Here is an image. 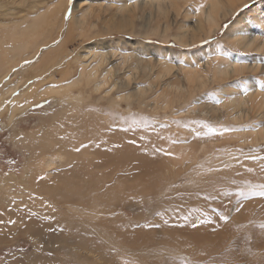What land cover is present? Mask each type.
I'll return each instance as SVG.
<instances>
[{
  "label": "rangeland",
  "instance_id": "obj_1",
  "mask_svg": "<svg viewBox=\"0 0 264 264\" xmlns=\"http://www.w3.org/2000/svg\"><path fill=\"white\" fill-rule=\"evenodd\" d=\"M86 1L71 0V3H69L70 6H68L66 15L69 17V13L71 14L73 11L72 24H67L64 27L61 25V19L59 17L56 18V16L53 19V22L54 20L56 21L55 24H52L53 22L49 24L43 23L45 24L43 29L48 32V35L55 33L53 34L55 36L56 32L59 31L64 33L68 25L71 33L65 34L64 37L62 35L58 36L62 37V39L57 41L60 42L62 40V43L60 45L58 43V46L54 48L53 54L43 58L40 61V65L45 64L43 68H49L51 65L54 71L49 70V73H53L56 69L61 68L59 67L60 63H57L63 59V55H65L64 49L68 51L74 49L73 54L69 58L72 59V62H70L71 66L69 65L68 70L72 75L76 76L79 73V64L83 63L86 65L87 71L96 66L100 74L106 75L103 80H108L109 82L100 89L94 88L93 86H96V82H98V78L94 77L89 85H87V79L80 86L75 87V89L72 88V93L76 97L74 102L80 106L71 108L70 111L76 112V116L70 118H68V113L60 114L59 107H61L62 103L58 100L61 96L44 98L33 102L32 105L21 110L14 117L13 121L8 116L9 108L5 112L0 113V176L22 175V170L26 165L29 166L30 164V168L32 165L34 166V159L36 158L34 154L44 150L43 144L45 143H42V140L43 142L53 141L50 139L53 135L50 132H55L61 139L65 138L66 134L67 136L81 135V133L75 132L73 128L75 125H78L76 122L79 118L81 119L82 115L88 117L83 124H79L78 126L84 128L85 132L89 133L88 131L92 130L89 129L92 123L96 129L98 128L103 132L113 129L122 137L121 139L124 142L119 140V142L122 141L121 143L129 144V142H133L135 129H143L145 132L139 134L142 138L138 139V144L140 145L142 142V145L138 151H142L147 159L152 158L154 152H159L162 158L160 166L151 168L148 165L142 166L139 160L138 162H134L136 159L142 157H133L130 165H126L129 157H121L119 161V157L114 156L112 165L104 164V166L95 171L93 176L95 179L97 175L100 177L108 171L107 175L110 177L107 178L105 184L109 187L116 186L117 192L115 194L112 193V197L110 198L105 196L96 198L93 203V200L90 201V197L92 198L90 196L88 198V202H90L88 205L92 203V205L96 206V201H98L97 206L96 208L86 206V210H89L86 213L83 212V219L88 224L91 225L93 223L97 225L90 226L94 228H80V230H76V228L79 229V226L75 224L77 221L72 219L75 225V227H72V231L81 233L83 243L89 244L92 241L94 245L98 243L97 246H101L97 250V253L94 254L99 260L97 263H107L108 257L103 249L105 248L103 245H106L108 250L112 249L113 256L110 257L115 259H110L108 264H170L171 260L177 261L178 264H264V239H261V235L264 238V196L259 194L261 191L259 185H264V161L260 162L259 166L261 169L259 170H257L258 164L253 163L244 169H235L230 173L226 171L215 173V177L209 180L207 179V175L210 173L206 164L208 160L200 168H194L195 165L189 161L190 157L186 158V160H181L183 161L182 163H179V161L175 162L174 155L168 154L172 151L167 148L168 142H171L175 146L190 147L195 142L194 138L197 137L196 135L205 136L195 128L197 127L196 122H208L207 119L203 118L202 114L214 112L218 116L224 117L227 114L226 112L233 106V102L231 101L233 94L231 91L226 90L230 87L225 86L224 91L222 89L223 86L210 82L207 85L197 86V89H193V86L184 78L187 71L186 67L189 68L192 61L211 59L215 54H221L222 58H232L234 51L224 44L223 40L227 28L238 16H241V18L251 25L249 31L263 34L264 30L256 27L254 12L246 11L252 7L255 10L262 9L264 11V0H250L236 11L234 17L227 19L222 28L214 35L188 48L173 40L167 44L156 34L146 35V32L151 33L154 31L150 29V25H142L141 23L143 21L144 23L152 24V21L158 20L164 24H175L172 18L174 14L173 10L178 7H184L188 3L187 7L195 9L198 6L195 5V0H159L162 6L159 11L157 10V1H153L148 5L141 3L137 4V7L132 6L129 9L134 13L135 22L132 29H122L123 31L119 30L121 24H115L111 19L116 17L114 14H116L117 8L124 1L131 3L134 0H88L87 3L89 4H86ZM201 1L200 3L204 2L203 0ZM56 3H58L56 12L58 13L59 10L63 12L64 5L66 4L64 0H0V39L3 38V35L5 37L6 33H10L8 30L11 31L14 27L16 28L19 21L32 20L31 18H34L35 15L40 12L44 14L51 5ZM171 5L172 7H170ZM86 8L88 9V13L81 19L80 17L82 16L80 15H83V10ZM48 12L50 13L49 10ZM107 12L111 14L109 15ZM125 12L126 10L123 11V13ZM150 14H152V17H149ZM119 17L120 15H118ZM106 20H108L107 23ZM172 27L170 31L174 32V26ZM66 36L67 39L65 40ZM135 42H140L142 45H134ZM7 45H10V43L5 44L6 47ZM131 46L133 47L131 48ZM51 47H46V49L49 50ZM186 54L189 58L184 56ZM47 59L50 63L47 62ZM188 59L191 60V63ZM74 60L81 62L77 63ZM98 60H102L103 63L98 64ZM34 61L36 62V57L29 60L32 63ZM212 61L215 62V60ZM76 63L79 65L78 67ZM41 66H39V69L30 68L24 73L25 84L21 83V87L19 85L18 92L26 88L28 83L32 82L31 79H36L32 82L34 84L41 83V79L39 78L42 75L40 73V75L36 74L42 70ZM250 74L249 76L243 77L240 75L241 77H239L234 73L232 74L234 76H231V80L226 82L228 85H240V87L234 90L238 93L235 97H240L242 93L244 94L245 89H247L248 94L249 89L255 87V81L258 80V77L262 76L260 70L256 73V76L252 73ZM125 77L130 79L131 83H137L141 90L133 91L129 87H122L117 90L113 89L109 94H106L108 88H110L109 85L113 81L121 80ZM14 78L11 80L13 83L17 81V77ZM99 78L101 79V76ZM1 82L0 87L1 84L3 85ZM168 82L173 87L170 86L168 89L169 85L166 84ZM48 83L50 81H47ZM47 84L45 82L43 86ZM258 87L260 88L261 85H258ZM2 91L4 90L0 88V96L4 93ZM115 94L129 96L127 99H121L120 109L114 104ZM4 99V101L2 100L3 102L0 101V107L10 106V96H4ZM108 100H112L111 104H109ZM5 101L7 102L5 103ZM139 101L144 102L143 106H141ZM242 101H244V105L242 106L249 108V99H242ZM21 103L23 102L21 101ZM129 103L132 104L131 110L127 108ZM121 109H126L125 114H127V118L121 116ZM54 111L59 112L54 113ZM42 112L46 115H43ZM116 112H119V117L116 116ZM88 118L90 119L88 120ZM107 119L110 120L109 124L106 122ZM63 123L70 127L64 125L65 132L59 134L55 130L62 126ZM209 124L211 127L215 126V124ZM230 124L231 122L225 128L229 131V135H234L236 134L235 128L239 127ZM127 126L128 128L126 129ZM129 126L133 129L130 130ZM222 126L224 127V125ZM247 126L251 128L252 124L248 123ZM86 127L88 128L86 129ZM117 129H119V132ZM124 129L128 131L121 133ZM22 137H24V141ZM235 141H231L230 148L232 149L230 151H223L217 147V150L211 153L214 156H208V158L214 161L216 155L218 156L219 154L229 162L231 159H237L236 156L238 155L234 154L238 148L234 144ZM147 142L148 145L150 143L148 147L145 145ZM87 143H89V139L83 140L81 145ZM145 147L147 148L145 149ZM253 147L257 148L256 146L246 145L241 146V149L248 152L257 150ZM177 151L181 152L182 150ZM260 152L264 154V149ZM43 156L45 158L42 157L41 159L46 160L47 156ZM96 158V153H92L86 160L82 158V161L84 164H90ZM72 163H66L58 167L56 164L52 168H44V174H48L50 170L58 171L59 168L60 170L68 171L67 168L73 167ZM230 164L234 163L230 162ZM86 167L84 165V168ZM52 174L45 177L52 179L56 175ZM76 174L80 175L79 173ZM70 179L71 176L69 174L67 180L70 181ZM57 184H60V182L57 181ZM81 184L85 188L91 186L90 190L87 188V192L91 191L90 195L96 194L95 182L88 172L84 173ZM100 190H104L102 186ZM83 206L85 204H82L81 207L84 208ZM237 208L240 210L236 211L235 209ZM90 209L91 211L100 209L96 215H98V212L101 215H98V218L96 216L93 220L91 216H88ZM222 214L228 216L227 221L220 218ZM178 217H187L186 220L190 218L196 219L199 223L206 222L205 227L210 228L209 234L205 238L198 239L179 234L172 228L179 222L177 220ZM171 222H173V226H171ZM60 224L63 225V223ZM83 235L85 236V241L82 239ZM32 238L34 237L29 234L17 235V239L12 243L0 244V264H6L19 258L17 261L22 262L23 257H30L32 253L42 259L39 261V264H94L92 263V257L86 259L90 263L78 259L76 253H80L82 250L75 249L73 251L74 246H72L73 248L70 245L65 246L70 250L72 248L73 254L70 255L67 251L62 250V248L58 250L56 246L36 248ZM77 239H79L77 236L73 237L74 243ZM83 249L86 250V247ZM49 255L51 259L48 262L43 260L44 256Z\"/></svg>",
  "mask_w": 264,
  "mask_h": 264
},
{
  "label": "bare ground",
  "instance_id": "obj_2",
  "mask_svg": "<svg viewBox=\"0 0 264 264\" xmlns=\"http://www.w3.org/2000/svg\"><path fill=\"white\" fill-rule=\"evenodd\" d=\"M64 1L66 2V4L64 5L63 12H60V10L58 13L56 12L58 9V3L51 5V7L48 8L50 13L47 10L45 11L44 14H41L42 12H40L39 14L35 15L34 18H31L32 20L27 19L25 21H19V23H17L16 28L14 27L13 30L10 29L11 31L8 30V32L10 33L9 34L6 33L5 37L3 35V38L0 39V59H1L0 65L2 64L0 66V81H2L1 83H3V85L1 84L0 88L4 90L2 91V93L3 92L4 93L0 96V101L3 102L5 100L4 96L6 97L10 96V100H11L9 104L10 106L0 107V113L5 112V110L9 108L8 116L9 119H11L12 121L14 117L21 110L32 105L33 102L39 101L40 99H44V98L45 99L55 98L59 96H61V98H59L58 101H61L62 103L61 107H59L60 114L68 113L69 115L68 118L76 116L75 115L76 112H72L70 110L72 107L74 106L78 107L80 105L74 102L75 101L74 99L76 97L72 93V88L75 89V87L80 86L87 79H88L87 85H89L94 77L98 78V82H96V86H93L94 88L100 89L103 85L109 82L108 80H103L105 79L106 75H104L103 73L100 74L99 71H97L96 66H93L92 69L87 71L86 65H84L83 63L79 64L80 70L77 68L79 70V73L78 74L75 73L76 76L72 75V73L69 72L68 70H69V65L71 66L70 62H72V59L69 58L71 54H73L74 49L70 51L64 49L65 55H63L64 56L63 59L57 63V64L60 63L59 67L61 68H59L58 70L55 68L56 71L53 73H49V70L51 71L53 70L51 68L52 67L51 65L49 68L48 67L43 68L45 67L44 66L45 64L42 66L40 65V61L43 58H46L49 55L53 54L54 48H56L58 45L62 43L61 42L62 40L60 42L57 41L62 39V37H58V36L62 35L64 37L65 34L71 33L69 25L68 27H66L64 33H62V31H59L56 32L55 36H53V34L55 33H52V35H48L47 34L48 32L43 29L45 25L43 23H47V24L52 23L53 19H55L54 16H56V18L59 17L61 19V23H62L61 25L64 27L67 24H72L71 22L74 13L72 11L69 17L66 15L68 6L70 5H69V0H64ZM87 1L85 3L89 4L87 3ZM153 1H157L156 3L158 6L157 5L156 6H157V10L159 11L162 7L160 5L159 0H134L131 3L129 1H124L122 5L117 8V12L116 14H114L116 15V17L111 19V21L114 22L115 24L118 23L121 24L119 30L122 29L129 30L130 28L132 29V26L135 22V18H134L135 16L132 10L130 11L129 8H131L132 6L137 7V4H141V3H143V5L145 4L148 5ZM200 1L195 0V5H198L195 9L187 7L189 4L188 3L184 7H178L175 10H173L174 14L172 18L175 24H168V23L164 24L158 20L152 21L153 22L152 24L151 23L147 24V22H145L146 23L145 24L142 21L141 23L142 25H147V26L150 25L151 27L150 29L154 31L151 33L146 32L145 34L146 35L156 34L163 40V42H166L167 44H169L170 41L173 40L184 45L183 47L186 46V48L192 45L195 46V44L201 41H205L208 37L214 35L217 31H219V29L222 28L224 22L227 19L234 17L236 11L250 0H203L204 1L203 3H200ZM191 6L193 7V5ZM170 7H172V5ZM125 10L126 12L123 13V11ZM83 12H84L83 15H80L82 16L80 17L81 19L86 16V14L88 13V9L87 8L84 9ZM164 12L166 11L164 10ZM246 12H251V13L254 12L253 15H254V20L256 21V25H257L256 27L259 28L260 30H264V11L262 9L255 10L252 7L251 9L250 8L247 9ZM110 14L111 13H109V15ZM118 15H120L119 17L120 19L118 18ZM67 17L68 19H66ZM98 17H100V15H98ZM149 17H152V14H150ZM107 21L108 20H106V23ZM55 22L56 21L54 20L52 24H55ZM172 26H174L175 29L174 32L170 31L173 28ZM249 28H251V25L246 20L241 18V16H238V18L234 20L233 23L227 28L224 34L223 41L224 44L228 45L234 51V55L232 56V58H227V57L222 58L221 54H217V55L215 54V56H213V58L211 59L210 58L206 59L204 57L206 60H197L195 62L192 61V63L190 62L191 60L188 59V61L191 63L189 67L190 69L186 67L187 71L185 72L184 78L187 80V82L190 85L193 86V89L194 88L197 89V86L201 87L211 82L212 84L223 86L222 89L224 91H225V86L230 87L229 89L226 90L231 91L233 94L231 98V101L233 102L232 104L233 106L231 107V109H229L226 112L227 114L224 115V117L218 116V114L214 112H210L209 114L204 113L202 114V116L204 119H207L208 122H196L197 123L196 124L197 127H195L196 130L205 136L202 137L201 135H196L197 137L194 138L195 142L192 143L190 147L175 146L172 145L171 142H168L167 145V148L170 151H172L170 152L171 155H174L175 157L174 158L175 162L179 161V163L180 162L182 163L183 161L181 160L183 159L186 160V158L190 157L189 161L195 165L194 168H200L201 165L208 160L206 164L208 166V171L210 173L207 175L208 177L207 179L209 180L215 177L214 176L215 173L225 172V171L227 173H230L235 169H244L245 167L253 163L258 164L257 170H259L261 169V167L259 166L260 162L264 161V154L260 152L261 150L264 149V88L258 87V85H261L260 82L264 81V33L259 34V33H255V31L251 32L249 31ZM66 39L67 36L65 40ZM7 43H10V45H7L6 47L5 44ZM131 45H133V43H131ZM134 45L141 46L142 44L140 42H135ZM46 47H51V48L47 50ZM132 47L133 46H131V48ZM153 47L151 48L154 50ZM61 49H63V47H61ZM154 51L153 53H155ZM186 55L184 56L188 57V55L187 56ZM35 57H36V62L34 61V63L32 62L25 63V61H29L31 59H34ZM3 60L6 61V63H4ZM212 60H215V62H213ZM47 62H49L48 59ZM78 62L79 60L77 61V63ZM101 62L103 63L102 60H98L97 63L99 64ZM42 63H44V61H42ZM79 65H77V67ZM159 65H163V64H159ZM39 66L42 67L43 71L40 70L36 74L40 73L42 75L41 78H39L41 79L40 80L41 83L38 82L34 84L32 82L35 81L36 79L34 78L35 80H33L30 78L32 82H29L26 88H23L21 91L18 92L19 85L21 87V85L25 82L24 73L27 72V70L30 68L39 69ZM183 68L185 69V67ZM259 70L262 76L258 77V80L255 81L256 84L255 87L254 88L251 87L248 91V94L244 95L242 93L240 97H235V95H237L238 93L234 90H236L237 87H240V85L239 84L228 85L226 83L229 80H231V76H234L232 74L235 73V75L239 77L241 76L245 77V76H249V74L252 73L254 76H256V73L259 72ZM205 72H207V74H205ZM99 76H101V79L99 78ZM14 77H17V81L15 83L11 81ZM47 81L48 82L50 81V83L47 84ZM45 82L47 85L43 86ZM166 84L169 85V86L167 85L168 89L170 86L173 87V85H171L170 82ZM109 87L110 88H108L106 94H109L110 91L113 89L117 90L122 87L123 88L129 87L133 91L134 90L137 91L140 89V86L137 83L136 84L131 83L130 79H127L126 77L124 79L122 78L121 80L118 79L116 81H113L109 85ZM81 94H82V90H81ZM128 97H129L128 95L120 96L115 94V99H114L115 103L114 102L113 103L117 108L120 109L121 99H125V98L127 99ZM242 99H249V103H248L250 105L249 108L242 106L244 105V101H242ZM21 101L23 103H21ZM111 101H109L110 102L109 104H111ZM6 102L7 101H5V103ZM139 103L141 104V106H143L142 104L144 102L139 101ZM131 105L132 104L129 103L127 106L129 110H131ZM121 110H122L121 116L127 118V114H125L126 109L125 110L121 109ZM55 112H59V111H54V113ZM54 113L52 114L54 115ZM115 114L117 117H119V112H116ZM87 117L88 116L85 117V115H82L81 117L82 121L79 118L76 123L78 125L83 124ZM89 119L90 118H88V120ZM109 119H107V121L105 120L108 124L110 123ZM230 122H231L230 125H236L239 127V128H235L236 134L234 135H229L228 134L229 131L225 128L228 126ZM209 123L215 124L214 128L217 129L215 132H208V128L205 127V124L210 125ZM248 123L252 124L251 128L250 126H247ZM96 124L98 123L96 122ZM64 125L66 124L63 123L62 125L63 128H61L62 126H60L55 131H58L59 134L64 133L66 130L64 128ZM78 125H75L74 128L72 127L75 132L81 133V135L78 136H67L66 134L65 135L66 137L61 139L58 137V135L55 132H50L51 134H53L52 137L50 138L53 141L43 142L42 140V143H45L43 144L44 150L34 154L36 155V158L35 159L33 158L35 161L34 166L32 165L34 169L32 166L30 168V164L29 166H27L26 165L27 161H26L25 164L26 166L24 165L25 167L22 170L23 171L22 175L12 174L8 176H3V175L0 176V244L1 245L12 243L17 239V235L29 234L35 238L32 239L34 246L36 248H46V247L48 248L50 246H56L58 250H61L62 248V250L67 251V253L71 255L73 254L72 246H74L73 251L75 249L79 251L82 250L80 253L78 252L76 253L78 259H81L83 261H88L86 259L88 257H92L93 258L92 263L98 264L97 262L99 260L94 254L97 253V250L101 246L98 247L97 242H96L97 245H94L91 240L90 241L93 245H89L91 243L89 244H87L86 242L83 243V241L81 240L82 237L81 233H76L75 230H74L75 232L72 231V227L73 226L75 227L74 223L72 222V219L78 222V223L75 222V224L79 226V229L76 228V230H80V228L89 229L93 227V226L90 227L91 225H97L93 223H91L90 225L88 224V222H86L83 219L84 218L83 212L86 213L89 210V209L86 210L85 207L90 206L92 208H96L98 201H96V206L92 205L94 199L104 196L110 198L112 197V193L115 194L117 192L116 186L109 187L108 185L105 184L107 178L110 177L107 175L108 171H106L100 177L97 175V177L94 179L93 175L95 171H97L102 166H104V164L112 165L114 156L119 157V161L121 157H129L128 161L126 162V165H130V162H132L133 157H142L140 159H136L134 162H138L139 160V163H141L142 166L148 165V167L151 166V168H156L160 166V163L162 162V158L159 152H154L152 158L150 157L147 159L145 158V155L142 153V151L141 152L138 151L139 147L142 145V142L140 145L138 144V139L142 138L139 136V134L145 132L143 129H135V133H133L135 136L134 137L135 141L133 140V142L131 143L128 141L129 142L128 144V143H121L123 141L121 139L122 137H120L119 134L115 132L116 130L110 129L107 132H103L98 128L96 129L94 124L92 123L91 128L89 127V129L92 130H89L88 131L89 133H87L84 131L85 130L84 128H81ZM222 125H224V127ZM87 128L88 127H86V129ZM127 128L128 126L126 127V129ZM129 128L130 130L133 129L130 126ZM117 130L119 132V129ZM127 131L128 130L124 129L121 131V133L122 132L126 133ZM22 138H23L22 140L24 141V137ZM85 139H89V143L85 144L86 147H81V142ZM119 140L122 141L119 142ZM232 140H236L234 144L237 145L238 147L234 153L238 155L236 156L237 159L230 160V162L234 164L231 165L228 160L223 159L222 156L219 154L218 156L216 155L214 161L208 158V156H212V157L214 156L211 153L214 150L216 151L217 147L218 149H221L223 151H230L232 149L230 148ZM145 145L148 147L150 146V143L148 145L147 142ZM246 145L256 146L257 148L255 147L253 148L257 150L255 151L253 150L252 152L243 151L241 149V146H246ZM147 147H145V149ZM76 148H80V151H75ZM177 150H182V151L179 152ZM92 153H96L97 158L94 161H92L90 164H84L82 158L86 160L88 156L91 155ZM248 154H252V155H248ZM43 155L47 156L46 160L41 159L42 157L45 158V156ZM71 162H73L72 163L73 167L67 168L68 171L63 169L60 170L59 168L58 171L50 170L48 171L49 172L48 174H44V170H45L44 168H52V166H55L56 164L58 167L59 165H63L66 163L68 164ZM84 165H86L88 169H86L87 167L84 168ZM86 172H88L91 175L92 180H94L95 182L97 192L94 195L92 194L90 195L91 191L87 192L88 191L87 188L90 190L91 186L85 188L81 184V179L84 173ZM52 173L56 174L55 176L52 177V179L45 177L46 175H51ZM76 173H79L80 175ZM69 174L71 176L70 181L67 180ZM57 181L60 182V184H57ZM101 186L104 189L103 191L100 190ZM90 196H92L93 199ZM89 197H90V201L93 200L91 205H88V203H90L88 202ZM104 200L106 199L104 198ZM82 204L83 205L85 204V206H83L84 208L81 207ZM91 209L89 211L90 213H88V216H91L93 220L96 218V216L98 218V215H101L100 212H98V215H96L97 211L100 210L101 208L95 209L94 211H91ZM177 220H179V222H177L176 225L172 228L174 231H177L181 235H188L198 239V238H205L210 232L209 230L210 228L208 229V227H205L206 222L199 223L197 222L196 219H191V218L189 220H186L185 217H181V218L178 217ZM60 223H63L64 227ZM171 223H172L171 226H173L174 225L173 222ZM74 236H77L79 238L77 239V241H75V243L73 240ZM84 237L85 236L83 235L82 239L85 241ZM261 237H262L261 239H264L262 235ZM66 245L67 246L70 245L72 247V248L70 247L71 250L68 247H65ZM103 246H105V248L103 249L105 250L106 256L108 257L106 264H108L110 262V259H114L111 258L113 256L112 249H110L111 252H109L110 250L107 249L106 245ZM84 247H86V250L83 249ZM43 258H44L43 260L48 262V260L51 259V256L50 255L44 256ZM19 259L7 262L6 264H39V261L42 260L38 256H35V254L33 253L31 254L30 257H23L22 262L17 261ZM88 262L90 263V261ZM169 263L178 264V262L175 260H171V262Z\"/></svg>",
  "mask_w": 264,
  "mask_h": 264
},
{
  "label": "snow or ice",
  "instance_id": "obj_3",
  "mask_svg": "<svg viewBox=\"0 0 264 264\" xmlns=\"http://www.w3.org/2000/svg\"><path fill=\"white\" fill-rule=\"evenodd\" d=\"M69 3H71V0H69ZM69 15H70V13H69ZM25 63H29V61H25ZM260 84H261V87L262 88H264V81H261L260 82ZM245 95L247 94V89H245V93H244ZM205 127H207L208 128V132H215L217 129L216 128H214V127H211L210 125H207V124H205ZM81 147H86V145H81ZM75 151H80V148H76L75 149ZM169 155H171V153H168ZM251 171V170H250ZM259 188L261 189V191H260V195L261 196H264V185H259ZM236 211H239L240 209L239 208H237V209H235ZM222 220H225V221H227L228 220V216L227 215H221V217H220ZM185 219H187V217H185Z\"/></svg>",
  "mask_w": 264,
  "mask_h": 264
}]
</instances>
